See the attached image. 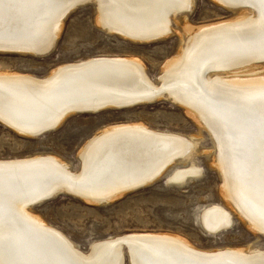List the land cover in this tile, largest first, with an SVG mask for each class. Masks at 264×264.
Instances as JSON below:
<instances>
[{
  "label": "bare ground",
  "instance_id": "bare-ground-1",
  "mask_svg": "<svg viewBox=\"0 0 264 264\" xmlns=\"http://www.w3.org/2000/svg\"><path fill=\"white\" fill-rule=\"evenodd\" d=\"M77 1L0 0V51L36 54L54 45ZM94 1L100 25L134 41L168 36L173 17L195 6V0ZM218 1L242 10L234 18L185 25L183 46L158 83L134 57L65 63L45 77L0 72V119L37 136L75 110H95L91 105L103 99L131 105L170 98L212 134L224 196L264 234V65L257 64L264 60V0ZM198 142L197 135L122 123L84 144L77 170L51 154L0 160V264H126V254L131 264H264L259 246L200 249L170 233L109 237L85 251L32 213L36 202L60 190L94 203L113 201L160 178L177 159H191ZM200 172L195 164L177 167L169 180L184 183ZM200 221L216 234L233 226L234 215L213 204L202 209Z\"/></svg>",
  "mask_w": 264,
  "mask_h": 264
},
{
  "label": "rangeland",
  "instance_id": "rangeland-1",
  "mask_svg": "<svg viewBox=\"0 0 264 264\" xmlns=\"http://www.w3.org/2000/svg\"><path fill=\"white\" fill-rule=\"evenodd\" d=\"M240 10L242 8L232 9L218 0H195L191 12L173 17L171 34L151 42H138L117 32H109L100 25L96 3L87 2L65 17L61 34L49 53L0 51V72L45 77L65 63L93 57H134L158 83L166 63L178 55L183 46L181 38L187 36V25L198 27L234 18ZM257 64L264 65V62ZM122 123L197 135L198 147L191 159H177L166 169L167 173L165 171L158 180L143 188L101 204L64 192L32 207L37 218L62 231L85 251L95 241L137 232L174 234L200 249L264 248V234L241 218L224 196V179L216 165L217 146L212 134L201 126L196 116L170 98L162 97L128 108L72 113L57 128L41 136L19 133L0 119V160L51 154L69 162L71 168L77 170L81 166L79 152L84 144L105 128ZM192 164L201 171L200 174L190 175L185 184L169 180L177 167ZM213 204L226 207L233 213L234 224L230 229L212 234L201 226L202 209ZM126 257V264H131L128 254Z\"/></svg>",
  "mask_w": 264,
  "mask_h": 264
},
{
  "label": "water",
  "instance_id": "water-1",
  "mask_svg": "<svg viewBox=\"0 0 264 264\" xmlns=\"http://www.w3.org/2000/svg\"><path fill=\"white\" fill-rule=\"evenodd\" d=\"M91 1H93V2H96V1H94V0H78L75 4H74V6L68 11V13L66 14V16L74 9V8H77V7H79V6H81V5H83V4H85V3H87V2H91ZM66 16H64V19H65V17ZM64 19H63V21H64ZM130 39V38H129ZM158 39H160V38H158ZM157 38L155 39V38H151V39H149V40H144V41H138V42H151V41H154V40H158ZM132 40V39H131ZM134 41V40H133ZM54 47V45H51L49 48H46L44 51H39L38 53H36V54H39V55H44V54H47V53H49L51 50H52V48ZM3 51V50H2ZM33 54H35V53H33ZM261 62H264V60L263 61H261ZM149 102H151V101H149ZM114 103V104H113ZM143 103H148V101H146V102H135L134 104H131V105H127V104H119L118 102H115V100H107V99H103V100H101L100 102H98V103H96L95 105H91V106H97L98 108H96L95 110L94 109H88V108H84V109H82V110H75V112L74 113H95V112H100V111H103V110H106V109H111V108H128V107H132V106H136V105H139V104H143ZM85 105H87V104H85ZM53 129H55V128H47V129H44L40 134H38L37 136H41V135H43V134H46L47 132H49V131H51V130H53ZM24 135H27V134H24ZM28 136H30V135H28ZM177 159V158H176ZM175 160V159H174ZM159 179V176L157 177V178H155L154 180H152L151 182H148V183H146V182H143V183H140V184H138V185H135V186H133L131 189H130V192L131 191H135V190H138V189H140V188H143V187H145V186H147V185H149V184H151V183H153V182H155L156 180H158ZM135 180V179H134ZM62 193H64V192H62L61 190L59 191V192H57V195H59V194H62ZM72 194V193H71ZM54 194H52V195H50V196H47V197H45V198H43L42 199V201H38V202H36L35 203V205H33L32 207H34V206H36V205H38V204H40V203H43L44 201H47V200H50V199H52V198H54L55 196H53ZM56 195V196H57ZM106 200H108V199H105L104 201H105V203H107V202H109V200L108 201H106ZM104 203V202H103ZM200 222V221H199ZM200 224H201V226H202V223L200 222ZM203 227V226H202Z\"/></svg>",
  "mask_w": 264,
  "mask_h": 264
}]
</instances>
